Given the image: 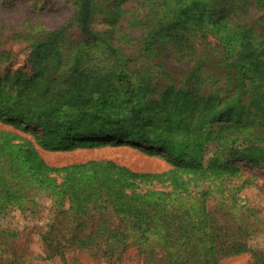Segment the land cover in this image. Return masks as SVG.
Listing matches in <instances>:
<instances>
[{"label": "trees", "instance_id": "16d2710c", "mask_svg": "<svg viewBox=\"0 0 264 264\" xmlns=\"http://www.w3.org/2000/svg\"><path fill=\"white\" fill-rule=\"evenodd\" d=\"M132 1L66 0L71 24L48 30L30 22L20 40L41 69L38 95H28L22 86L31 84L20 79L0 80V119L40 129L45 149L93 138L157 146L172 168H51L31 147L0 149V216L12 207L35 213L37 197L52 195L42 260L90 251L112 264L135 249L146 264H221L241 254L264 264V247L251 246L264 238V179L237 166L264 174V0H138L128 7ZM20 3L17 13H35ZM90 97L94 105L78 113ZM61 173L65 182L46 187ZM164 178L168 192L138 191L137 180ZM247 190L260 202L243 199ZM16 235L0 226V240ZM19 253L0 242V264H22Z\"/></svg>", "mask_w": 264, "mask_h": 264}, {"label": "rangeland", "instance_id": "374dc122", "mask_svg": "<svg viewBox=\"0 0 264 264\" xmlns=\"http://www.w3.org/2000/svg\"><path fill=\"white\" fill-rule=\"evenodd\" d=\"M136 1L138 0L130 2L128 7H135ZM20 2H25L27 8H33L35 13L32 11H28L29 13H17L14 7L22 6ZM4 5L7 6V10L1 8ZM45 6L46 8L44 9ZM125 7L128 8L127 5ZM0 12V80L11 82L20 79L24 84H31L30 88L22 86V89L27 90V94L34 98L38 94L33 85L39 79L38 75L41 69L34 61L35 53L26 42L20 40V36L28 34L30 28L28 24L30 22L34 23L32 25H39L48 30H56L71 24L73 7L66 0H0ZM256 12L258 16L262 14V11ZM33 14L35 18H29L33 17ZM49 83L47 81L43 82L44 90L51 86ZM92 97L95 98V94ZM117 98H119L118 95ZM89 100L88 107L83 104L76 106L78 113L91 108L94 101L91 97ZM82 108L84 109L83 111ZM0 118L3 119V117ZM2 119H0V149L8 151V148L11 147L10 152L16 154L22 148L28 151L31 147L35 150L37 156L51 168H62L90 162H113L131 172L140 174H162L172 168L166 159L168 155L157 146L132 145L131 143L117 146L113 144L112 139L93 138L82 140L81 142H85L83 145L78 143L72 148L63 146L57 150L45 149L37 141V136L42 133L40 129L30 125L26 126L16 118L6 119V121ZM7 134L11 135L8 136ZM237 166L241 167L249 176L256 174L259 176L258 180L264 179V174L255 167L245 166L244 164H238ZM50 177L51 179L48 178L46 181V187L65 182V174L63 173L51 174ZM166 179L145 180L143 183L141 180H137L138 191L145 190V193L148 190L168 192L170 189L165 181ZM247 196L250 197V203L260 202L256 191L252 193L247 190L241 194V197L245 200H247ZM55 203L56 201L50 193H43L37 197L36 202L32 205L36 207L35 213L22 211L19 207H12L7 211L6 216H0V226L16 232L17 235L16 237H5L0 242L16 246L20 251L22 264H111L90 251H73L66 256L65 260L41 259L44 256L41 232L46 228L49 221L54 218ZM30 204L31 198L25 201L27 210L32 209ZM261 208L264 209V204L261 205ZM260 216L264 218V210ZM251 246L253 248H263L264 238L255 237L251 242ZM253 263L254 259L250 254L232 256L221 261V264ZM112 264L146 263L136 255L135 249H133Z\"/></svg>", "mask_w": 264, "mask_h": 264}]
</instances>
